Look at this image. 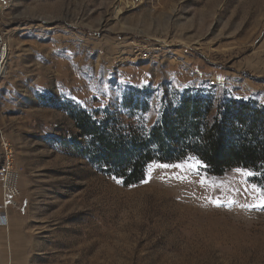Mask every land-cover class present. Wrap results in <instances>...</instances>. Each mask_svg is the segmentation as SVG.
I'll return each mask as SVG.
<instances>
[{
    "label": "rangeland",
    "instance_id": "374dc122",
    "mask_svg": "<svg viewBox=\"0 0 264 264\" xmlns=\"http://www.w3.org/2000/svg\"><path fill=\"white\" fill-rule=\"evenodd\" d=\"M0 31V264H264L258 173L188 151L126 185L72 117L148 134L190 95L264 106V0H0Z\"/></svg>",
    "mask_w": 264,
    "mask_h": 264
},
{
    "label": "trees",
    "instance_id": "16d2710c",
    "mask_svg": "<svg viewBox=\"0 0 264 264\" xmlns=\"http://www.w3.org/2000/svg\"><path fill=\"white\" fill-rule=\"evenodd\" d=\"M144 104L137 101V107L147 108ZM215 104L209 97L190 95L148 134L125 126L121 115L107 114L101 123L79 111L72 117L88 138L91 161L126 185L144 181L158 155L172 161L191 151L213 174L242 167L258 173L254 182L264 186V106L243 101Z\"/></svg>",
    "mask_w": 264,
    "mask_h": 264
},
{
    "label": "built area",
    "instance_id": "2783aa9c",
    "mask_svg": "<svg viewBox=\"0 0 264 264\" xmlns=\"http://www.w3.org/2000/svg\"><path fill=\"white\" fill-rule=\"evenodd\" d=\"M8 52L9 44L5 39L4 33L0 31V82L6 74ZM2 148L4 150L3 157L7 161V163L5 164V175L3 181L4 205L7 206L10 205L9 203H12L14 199H16L19 195L18 178L13 169V152L11 147H9V144L7 142L3 141ZM3 213H0V226L7 224L6 213Z\"/></svg>",
    "mask_w": 264,
    "mask_h": 264
},
{
    "label": "snow or ice",
    "instance_id": "6c2138e0",
    "mask_svg": "<svg viewBox=\"0 0 264 264\" xmlns=\"http://www.w3.org/2000/svg\"><path fill=\"white\" fill-rule=\"evenodd\" d=\"M249 175H251V173H249ZM262 206H264V202H262Z\"/></svg>",
    "mask_w": 264,
    "mask_h": 264
},
{
    "label": "bare ground",
    "instance_id": "6f19581e",
    "mask_svg": "<svg viewBox=\"0 0 264 264\" xmlns=\"http://www.w3.org/2000/svg\"><path fill=\"white\" fill-rule=\"evenodd\" d=\"M7 56H8V53H7Z\"/></svg>",
    "mask_w": 264,
    "mask_h": 264
}]
</instances>
